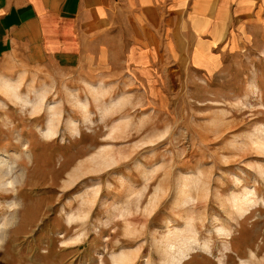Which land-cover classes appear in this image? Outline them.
Here are the masks:
<instances>
[{"label": "rangeland", "instance_id": "rangeland-1", "mask_svg": "<svg viewBox=\"0 0 264 264\" xmlns=\"http://www.w3.org/2000/svg\"><path fill=\"white\" fill-rule=\"evenodd\" d=\"M121 58L0 74V264H264V28L216 73Z\"/></svg>", "mask_w": 264, "mask_h": 264}, {"label": "crops", "instance_id": "crops-1", "mask_svg": "<svg viewBox=\"0 0 264 264\" xmlns=\"http://www.w3.org/2000/svg\"><path fill=\"white\" fill-rule=\"evenodd\" d=\"M264 28V0H0V74L114 67L216 73Z\"/></svg>", "mask_w": 264, "mask_h": 264}, {"label": "bare ground", "instance_id": "bare-ground-1", "mask_svg": "<svg viewBox=\"0 0 264 264\" xmlns=\"http://www.w3.org/2000/svg\"><path fill=\"white\" fill-rule=\"evenodd\" d=\"M12 89H13V91H15L16 90V88H14V87H11ZM50 135L51 136H53L54 135V132L52 131V132H50ZM15 163H10V161H9V159L7 158V157H5V156H3V155H1L0 156V177H2V178H9V177H12V174H13V172H14V170H15ZM13 180L12 181H10V182H8L9 184H13V183H17V182H19V178L16 176L15 178H12ZM2 194V193H1ZM254 204V203H253ZM12 208V207H11ZM34 210H36V209H34ZM8 211V210H7ZM37 211V210H36ZM36 211H34L33 213H32V215L35 213L36 214ZM15 217L16 216H13V218L10 220V222H9V224L10 225H12V224H14L15 222ZM6 223V222H5ZM8 224V225H9ZM3 229V228H2ZM2 233V232H1ZM6 233L7 232H5V231H3V234H2V236H1V234H0V236L2 237V241L5 239V236H6ZM180 256V255H179ZM187 254L185 253V254H183L182 255V257L180 258V259H177V260H174L173 261V264H180L181 262H183L186 258H187ZM127 260V259H126ZM130 260V259H129ZM124 262V261H123ZM128 261H126V263H127ZM171 263H172V261H171ZM182 264V263H181Z\"/></svg>", "mask_w": 264, "mask_h": 264}]
</instances>
